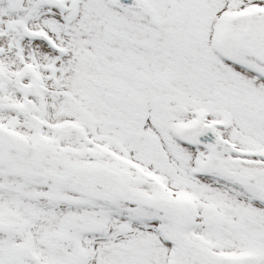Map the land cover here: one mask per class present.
<instances>
[{
  "label": "snow or ice",
  "instance_id": "6c2138e0",
  "mask_svg": "<svg viewBox=\"0 0 264 264\" xmlns=\"http://www.w3.org/2000/svg\"><path fill=\"white\" fill-rule=\"evenodd\" d=\"M0 264H264V0H0Z\"/></svg>",
  "mask_w": 264,
  "mask_h": 264
}]
</instances>
